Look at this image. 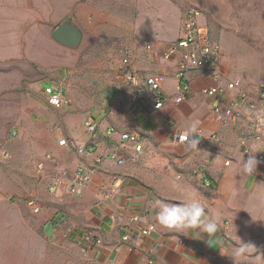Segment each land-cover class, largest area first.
Masks as SVG:
<instances>
[{
	"label": "crops",
	"instance_id": "crops-1",
	"mask_svg": "<svg viewBox=\"0 0 264 264\" xmlns=\"http://www.w3.org/2000/svg\"><path fill=\"white\" fill-rule=\"evenodd\" d=\"M168 44H149L151 48H144L132 61L143 76L164 75L161 108L152 110L143 100L128 109L122 108L121 104L129 99V89H126L123 97L112 99L105 116L96 119L100 123L95 135L98 146L85 155L77 149L91 140L82 127L87 118L70 132L73 139L70 146H59L54 134L45 133L43 149L55 156L49 178L51 183L59 179L55 191L49 189V193L42 195L43 205L54 211L46 225L58 232L59 238L91 248L111 264H236L230 254L233 247L247 240L257 249L259 243L264 245V205L257 206L253 195L255 190H260L264 200V177L259 175V167L253 175L239 171L242 154L245 159L248 155L240 142L245 140L249 150H260L264 147V138H252L244 111L237 113L236 120L230 118L233 110L228 104L236 97V91H224L221 113L213 111L211 99L203 93V89L217 84L212 79L189 74V91L181 102H175L180 94L175 62L161 60ZM221 71V86L238 80L242 91L252 98L257 96V85L236 78L226 64ZM50 83L54 82L47 85ZM109 127L114 133L106 137ZM124 131L137 133L144 141L137 159L133 158V144L120 140L119 134ZM184 132L191 133L189 140L193 136L199 140L197 149L190 150L186 147L187 140H178ZM112 149L119 151L123 164L116 165L108 158L96 162L97 157ZM38 165L42 172L50 164L40 161ZM79 167L91 172V176L81 194L73 196L68 194L67 185ZM203 179H209L211 186L205 187ZM158 200L185 205L200 203L204 206L205 223L214 220L217 232L209 235L200 228L187 232L159 228L154 219L159 210ZM134 218L137 220L133 221ZM150 226L153 229L147 232ZM197 232L203 239L194 238ZM87 237L91 241H86ZM96 240L100 243L94 244ZM258 251L264 252V246ZM244 264L254 262L249 260Z\"/></svg>",
	"mask_w": 264,
	"mask_h": 264
},
{
	"label": "rangeland",
	"instance_id": "rangeland-1",
	"mask_svg": "<svg viewBox=\"0 0 264 264\" xmlns=\"http://www.w3.org/2000/svg\"><path fill=\"white\" fill-rule=\"evenodd\" d=\"M190 8L202 14L235 77L264 86V0H0V264H111L46 225L54 211L42 195L53 186L55 156L43 149L45 133L70 146V132L85 118L104 117L128 89L125 55L133 61L144 41L178 39ZM64 21L82 33L76 47L51 37ZM49 82L64 91L67 108L45 103L38 86ZM40 161L48 170L39 172ZM261 193L253 192L257 206Z\"/></svg>",
	"mask_w": 264,
	"mask_h": 264
},
{
	"label": "built area",
	"instance_id": "built-area-1",
	"mask_svg": "<svg viewBox=\"0 0 264 264\" xmlns=\"http://www.w3.org/2000/svg\"><path fill=\"white\" fill-rule=\"evenodd\" d=\"M202 19V14L194 8H190L181 25V34L175 41L169 43L161 54V59L164 61L175 62V78L179 83L180 94L175 98V102H181L184 99V94L189 91L187 84L188 76L194 73L198 77L212 79L217 82L216 85L203 89L205 96L211 99L213 111L220 114L221 109V94L226 90L236 91V97L229 100V108L233 110L230 113V118L236 120L237 113L244 111L252 129V138L260 140L264 138V86L257 88V96L255 98L250 97L245 91H242L240 82L238 80H232L225 82L223 86L220 85L222 79L223 61L219 56V47L216 43L212 42L209 37V33L206 25L200 23L199 19ZM144 48L149 47V42L144 41ZM121 78L122 83L129 89V99L121 106L124 109H128L132 104L139 100L145 101L152 110H157L162 107L164 97L162 95L161 84L164 80V75L150 74L142 76L134 68L132 59L129 55H125L121 62ZM42 93L45 97L46 103L54 108H61L68 106L69 102L66 98L64 91L54 83H50L42 89ZM82 127L86 133L91 136V140L88 145L78 147L77 152L85 155L86 153H92V151L98 146L96 133L100 128V123L89 117L83 121ZM114 133V129L109 127L105 131V136L109 137ZM121 142H129L134 146V159L138 158L144 148V141L140 135L130 131H124L119 134ZM182 134L178 136L179 141H185L182 139ZM62 146H68L66 141L62 139L60 141ZM243 152L249 148L245 145V140L240 142ZM255 155L261 161H264V147H262ZM105 156V157H104ZM96 158V162H101L102 158H108L116 165L123 164L124 160L120 156L117 149L110 150L106 155ZM225 165L228 162L224 163ZM259 175L264 177V163L258 165ZM91 172L87 171L83 167H79L75 171L73 179L67 185V192L70 195L78 196L81 194L84 185L90 180ZM59 179L56 178L50 191L53 190L59 183ZM205 187H210L211 183L209 179L202 180ZM35 212L39 211V207L35 206ZM134 218L133 221H136ZM153 229L152 226L147 228V232ZM86 241H91L90 237L86 238ZM99 241H94V244H99ZM184 244L183 241L179 242ZM249 243L247 241L245 244ZM263 243L258 244V249L263 248ZM149 260V263H152Z\"/></svg>",
	"mask_w": 264,
	"mask_h": 264
},
{
	"label": "clouds",
	"instance_id": "clouds-1",
	"mask_svg": "<svg viewBox=\"0 0 264 264\" xmlns=\"http://www.w3.org/2000/svg\"><path fill=\"white\" fill-rule=\"evenodd\" d=\"M190 132H184L182 139L187 140L186 147L190 150L197 149L199 140L191 138L189 140ZM247 159L242 154L240 161V169L244 174L253 175L257 170L258 165L264 163L257 158L256 152L259 150H246ZM159 210L155 213L156 225L161 229H168L175 232H187L188 229L200 228L201 232H206L209 235H215L217 232V223L213 220L205 223V210L198 202H193L190 205L181 203H171L164 200L156 202ZM194 238L203 239L200 233H194ZM222 247H224L222 245ZM225 248V247H224ZM225 253L228 254V249L225 248ZM232 257L235 259L236 264H244V262L252 260L254 264H264V252L258 251L257 247L253 244H241L238 247H233L231 250Z\"/></svg>",
	"mask_w": 264,
	"mask_h": 264
},
{
	"label": "water",
	"instance_id": "water-1",
	"mask_svg": "<svg viewBox=\"0 0 264 264\" xmlns=\"http://www.w3.org/2000/svg\"><path fill=\"white\" fill-rule=\"evenodd\" d=\"M51 37L57 43L65 47L73 48L80 43L82 33L72 23L64 21L53 30Z\"/></svg>",
	"mask_w": 264,
	"mask_h": 264
}]
</instances>
